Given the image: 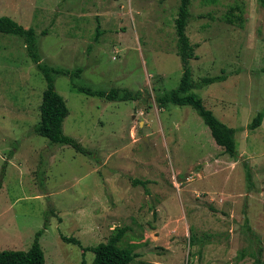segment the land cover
<instances>
[{"label":"rangeland","instance_id":"1","mask_svg":"<svg viewBox=\"0 0 264 264\" xmlns=\"http://www.w3.org/2000/svg\"><path fill=\"white\" fill-rule=\"evenodd\" d=\"M236 1L190 0L186 27L192 79L227 76L191 93L237 131L232 158L191 107L155 102L182 75L179 0H0V16L34 31L42 64L142 93L109 102L55 75L63 134L89 155L51 144L33 132L44 79L22 39L0 33V251H26L43 230L44 264H89L61 237L93 247L120 228L130 264H264V118L247 128L264 107V0H243L242 27L223 18Z\"/></svg>","mask_w":264,"mask_h":264},{"label":"trees","instance_id":"2","mask_svg":"<svg viewBox=\"0 0 264 264\" xmlns=\"http://www.w3.org/2000/svg\"><path fill=\"white\" fill-rule=\"evenodd\" d=\"M190 0H179L177 8V16L174 20V29L176 35V53L181 61L182 75L178 87L168 93L158 95L155 102L159 109L164 108L168 104L176 106H189L202 119L205 126L209 129L210 135L215 144L222 148L224 153L234 158L237 156L235 147V134L237 131L234 128L228 127L215 117L213 112L207 109L202 100L192 90L208 87L211 84L223 82L227 79L224 72L213 77H203L198 81L192 79L190 68V60L196 59L194 48L186 35L187 19L190 17L188 7ZM243 0H237L225 13L224 21L233 26H243ZM0 33L17 36L22 39L27 55L35 64L36 69L42 75L45 82V89L42 93L41 104L39 106V121L34 126L33 132L47 139L51 144L60 146H70L78 153L89 155V153L81 147L74 139L63 134V120L68 115V109L64 99L57 93L54 87V76L62 75L69 77L71 87L80 94L90 97L102 98L109 102H126L136 101L141 98L142 93L132 92L128 89L111 88L108 91L93 90L88 87L78 86L72 80L79 77L80 69L67 70L61 68H53L46 66L40 62V57L36 47V36L32 29L24 28L7 16H0ZM264 118V107L247 126L250 131H253L261 126ZM251 175L246 173V179L250 182ZM133 184H142L144 182L134 181ZM1 188V179H0ZM125 229L117 228L110 235L105 243H99L93 247H83L82 244L75 238L61 237L67 243L78 246L82 250V257L86 252L93 254V259L89 264H130L133 261V253L131 247L122 246L121 241L125 234ZM43 230L35 234L34 241L30 248L26 251H0V264H44V254L39 244V237ZM192 241L190 239V247ZM81 264H87L82 259Z\"/></svg>","mask_w":264,"mask_h":264}]
</instances>
